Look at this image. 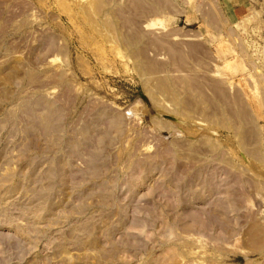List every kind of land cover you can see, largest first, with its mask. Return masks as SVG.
<instances>
[{"label": "rangeland", "instance_id": "rangeland-1", "mask_svg": "<svg viewBox=\"0 0 264 264\" xmlns=\"http://www.w3.org/2000/svg\"><path fill=\"white\" fill-rule=\"evenodd\" d=\"M0 0V264H264V0Z\"/></svg>", "mask_w": 264, "mask_h": 264}, {"label": "crops", "instance_id": "crops-1", "mask_svg": "<svg viewBox=\"0 0 264 264\" xmlns=\"http://www.w3.org/2000/svg\"><path fill=\"white\" fill-rule=\"evenodd\" d=\"M251 0H219L221 7L231 21H243L247 19L251 10Z\"/></svg>", "mask_w": 264, "mask_h": 264}]
</instances>
